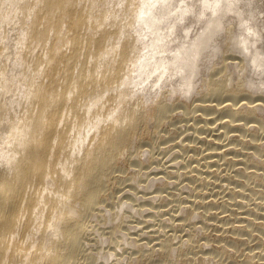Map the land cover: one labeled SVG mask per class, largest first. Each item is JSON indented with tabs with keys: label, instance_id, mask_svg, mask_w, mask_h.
Here are the masks:
<instances>
[{
	"label": "bare ground",
	"instance_id": "bare-ground-1",
	"mask_svg": "<svg viewBox=\"0 0 264 264\" xmlns=\"http://www.w3.org/2000/svg\"><path fill=\"white\" fill-rule=\"evenodd\" d=\"M221 58L225 66L220 62V68H225L226 76L221 71V82L212 77L217 81L210 78V85L207 71ZM204 86L214 94L230 91L227 99H233L217 104L219 98L210 104H220L221 111L228 114L212 108L219 112L217 119L220 114L222 130L217 125V136H213L215 131L213 137L206 134V143L211 144L203 142L209 147L207 156L230 160L225 157L230 135L237 136L235 130L253 126L261 130L263 138L257 139L262 141L250 139L243 131L244 139L256 140V149L262 147L264 124L257 122L258 113H264V0H0V264H212L214 254L228 255L230 245L240 252L242 243L246 245L244 258L229 253L231 264H264V190L253 198L247 199V194L243 198L249 179L259 180V184L251 181L255 186L264 180L259 171L264 154L254 161L247 157L249 152L241 150L248 158L240 159L245 164L242 172L238 164L235 174H227L234 183L224 184L232 200L223 196L222 202L240 208L229 206L230 213L221 214L226 206H221V211L217 206L224 202L209 196L216 194L218 187L215 192L206 190L208 194L203 191L209 184L218 186L217 175L210 177L214 165L220 163L216 156L208 163L219 162L212 169H205L206 154L207 160L201 163L205 168L187 162L188 166L179 165L189 168L184 187L196 184L193 196L189 193L184 199L182 195L174 197L176 189L168 188L180 173V169L175 172L170 168L175 162L162 164L161 170L152 171L154 176L139 171L133 177L124 176V162L139 166L143 154L154 150L153 146L151 151L144 149L142 140L151 138L148 125L156 119L158 126L163 118L160 113L171 102L168 98L177 93L189 98ZM248 89L259 95H251ZM200 99H195V110L207 107V96ZM202 109L198 111L207 115L208 109ZM210 111L207 120L210 113L216 115ZM205 124L204 130L214 129V123ZM222 135L228 137L226 149L214 150L222 149ZM239 137L241 142L234 140L243 143ZM133 156L138 159L132 161ZM239 174L245 179L236 177ZM137 176L141 190L129 186L134 192L138 189L136 198L127 192L122 198L118 185ZM158 180L161 184L152 189ZM169 195L180 201L175 203L176 212L168 207L171 201L158 202L157 198ZM214 205L220 212L211 210ZM138 215L149 216L151 221L159 216L160 222L154 219L159 225L155 228L156 224L145 217L138 219ZM199 216L202 220L195 221ZM106 226L111 229L105 231ZM152 226L154 229L149 228ZM223 257L227 262V256Z\"/></svg>",
	"mask_w": 264,
	"mask_h": 264
},
{
	"label": "rangeland",
	"instance_id": "rangeland-1",
	"mask_svg": "<svg viewBox=\"0 0 264 264\" xmlns=\"http://www.w3.org/2000/svg\"><path fill=\"white\" fill-rule=\"evenodd\" d=\"M221 59H222V58H221ZM221 59H220V60L218 59V60L216 61V62L218 63V65H216V67L213 68L212 66H214V63H212L211 67L209 68L210 71H209V70L207 71V75H208V76H207V75H206V76H207V79L210 81V85H211L212 77H213V79H217V80H218V78H219V80H220V79L223 78V75L226 76V75H225V71H226L225 68H220V67L222 66V65H220L221 63L223 64L222 67L225 66V65H224L225 62L223 63L224 60H223V59L221 60ZM229 60H230V59H229ZM220 62H221V63H220ZM218 66H219V68H217ZM212 68H213V69H212ZM222 69H224V70H222ZM218 71H219V73H218ZM221 71H223V72H222L223 75H221V73H220ZM228 73H229V72H228ZM210 74H211V75H210ZM220 76H221V78H220ZM210 78H211V80H210ZM217 80H214V81H217ZM219 80H218V81H219ZM212 81H213V80H212ZM214 81H213V82H214ZM233 81H234V80H233ZM220 82H221V80H220ZM231 82H232V81H231ZM217 83H218V82H217ZM232 83H234V82H232ZM235 83H236V82H235ZM235 83H234V84H235ZM200 84H201V82L199 83V85H200ZM234 84H233V85L231 84V85H229V86H231V87L233 88V87L235 86ZM231 87H229V88H231ZM232 88H231V89H232ZM219 90H220V89H219ZM219 90H217V91H219ZM223 90H224V89H223ZM249 90H250V91H249ZM207 91H208V95L206 94ZM210 91H211V90H210ZM210 91H209V89H208L207 86H204V87H200L199 92H197V93H196L195 95H193V96H190L189 98H187L185 95H183V94H181V93H177L174 97H170V98H168V100H170L171 102L168 101L170 104L168 103L167 107L165 106V108L163 109L164 111H162V112L160 113V115H162L161 118H162V117H163V118L161 119V121H160V123L158 124V126H157L156 121H155L156 119L152 120V121H151L152 123L150 122V123H151L150 126L148 125V129H149L150 131H152V133H153L152 136H151V138H148V139L142 140L143 143L145 144V145L143 144V148H144V149H148L149 151H151V148L149 149V147H150V146H153V147H154V148L152 147V148L154 149L152 152L154 153V156H155L156 158L153 156V153L151 152V153H148V154H147V153H146V154H143V157H141V160H143V158H144V161H141V165H139V166H138V165H135V164H132V165L130 166V164H128L127 162H124V161H123L125 167H127V171H126V174H125L124 176H126V177H130V176H132V177H133L134 175H136V173H138V171H139V172H142L143 174L149 172L150 175H153V176H154V173H153V172H157L158 169L161 170V169H162L161 166L164 167V165H162V164H165V165H166V164H168V165H169V164H170V165L173 164V165H174V162H175V165H174L173 167L171 166L170 168H173L175 172H177V171L180 169V170H179L180 173H179V175H176V173H172V175H176V176L174 177V178H175V179H174V180H175V181H174V182H175L174 184L177 183V185H174V184L172 183L171 186L168 187V188H170V190H171L172 188L176 189L175 192H176L177 195H176V196L173 195V196L176 197V198H177V196H178V197L180 198V195H182V196H183V199H184V197L186 198V195H187V194H188V195H189V193L192 194V193H193V190L196 191V189H194V187H193V185H195V188H196V184H195V183H193V184L190 183L191 186L188 187V185H187V186L184 187V185H186V183L189 181V179H187L188 177H187V173H186V171H187L186 169H187L188 167L185 169L183 166H188V165H187V163H188L189 166H191V167H192V166H196V165H200L201 167H204L202 164H204V162L207 160L206 157L204 156V154H206V156H207V155H208L207 153L209 152V151H208V150H209V147H211V144H208L209 142L206 143V141H208V138H209V137H213V136L215 137V135L217 134V131H218V130H219V131L222 130V129H220V128H221V126H220L221 124H220V122H219V121H221V120H220V114H219V116H218V119H219V120H218V119H217V115H218L219 112H218V111L215 112V111L218 110V109L221 111V109L219 108V105H220V104H219V105H217V104H218L219 101L221 102L222 100H223V103H224V102H227V100H228V102H232V101H233V99H232V101H230L231 99H227V97H229V94H228V93H230V91L228 92V91L224 90L225 93H223L224 91L221 92V90H220V92H218V93L215 91V94H214V91H211V92H213V95H212V93H211ZM227 92H228V93H227ZM247 92L250 93L251 95H252V93H253V95L257 93V92H252L251 89H248ZM251 92H252V93H251ZM226 93H227V94H226ZM202 94H203V96H202ZM205 94H206V96H207V99L210 98L211 101H210V100L207 101V99H206V100L204 101V103H206V104H204V103H203V104H204L205 106H207V107H211V108H210L211 111H210L209 108H207V107H204L205 109H202V107H201V108L196 107V109H197V108H198V109L195 110L194 105H193L194 102L196 101L195 99L197 98V101H196V102H199L198 99H200V98H206ZM153 95L156 96L157 94L153 93ZM177 95H182V96H181V98H177ZM199 95H200V96H199ZM209 95H210V96H209ZM211 95H212V96H211ZM227 95H228V96H227ZM238 95H241V97H240L241 100L244 99V98L242 99L243 94H238ZM257 95H259V93H257L256 96H257ZM197 96L200 97V98H198ZM254 96H255V95H254ZM182 97H183V98H182ZM184 97H185L186 99H185ZM193 97H194V98H193ZM219 98H221V100L216 101V99H219ZM225 98L227 99L226 101H225ZM163 99H165V98H163ZM212 99H213V100H212ZM214 99H215V100H214ZM236 99H237V98H236ZM238 99H239V96H238ZM185 100H186L187 103L185 102ZM193 100H194V101H193ZM200 100H201V99H200ZM203 100H204V99H202L200 102H203ZM165 101H167V100L165 99ZM212 101H216L217 104L214 102L215 105H214V106H210V104H212V103H211ZM237 101H240V100H237ZM188 102H190V103H188ZM191 102H192V103H191ZM208 102H209V106H208V104H207ZM154 103H155V102H153V104H154ZM221 103H222V102H221ZM151 104H152V103H151ZM186 104H188V105H186ZM169 105H170V106H169ZM189 105H190V106H189ZM217 106H218V107H217ZM216 107H217V108H216ZM166 108H167V109H166ZM188 108L191 109V111H193V110L197 111L196 113H199V114H198V115H199L198 117H200V118H198V117H197V114L195 115L194 112H193V114H192V113L190 112V110H188ZM193 108H194V109H193ZM212 108H213V110H215V111L212 112ZM200 109H202V110H204V111H205L206 109H208V111H206V114H207V112H208V114H209V111L212 112L213 114L216 113V115H214V116H213L211 113H210V115H211V119L214 118V117H215V118H214L215 120L217 119V121H218V122L216 121L217 124H216L215 122H213V121H215L214 119H212L213 121H212V123H210V122H211V121H209V120H211V119H210V115H209V120H207L208 117H205V116H208V114H207V115L203 114V111H202V110H201L202 112L200 113V112H199ZM198 110H199V111H198ZM166 111H167V112H166ZM223 111H225V113H224ZM221 112H223L224 114H228V113H226L227 110H222ZM221 112H220V113H221ZM162 113H163V114H162ZM165 113H166V115H165ZM169 113H171V114H169ZM204 113H205V112H204ZM223 113H222V115H223V117L225 118L226 116H224ZM202 114H203V116H202ZM258 114H259V115H258V119H259V117H260V119H259V120H260V121H259L260 123L257 122V124H258V125H260V124L263 125L264 122H262V121L264 120V119H263V118H264V117H263V116H264V113H263V114H262V113H258ZM163 115H164V116H163ZM191 115H193V116L191 117L192 119L189 117V116H191ZM200 115H201L202 117H201ZM212 116H213V117H212ZM261 116H262V117H261ZM187 117H188V118H187ZM164 118H166V119H164ZM185 118H186L188 121H187ZM193 118H195V120H194ZM197 118H198L199 120H198ZM201 118H202V119H201ZM205 118H207V119H205ZM189 119H190V120H189ZM200 119H201L202 121H201ZM204 119H205V120H204ZM162 120H164V121H162ZM193 120H194V121H197V122H194V123H193ZM154 121H155V122H154ZM191 121H192V122H191ZM203 121H204L205 123L208 122L209 124H213V123H214V129L209 128V129H207V130H204V128H202L203 125L205 124V123H203ZM206 121H207V122H206ZM153 122H154V123H153ZM161 122H163V123L161 124ZM198 122H199V125H197ZM184 123H185V124H184ZM187 123H188V124H187ZM189 123H190V124H189ZM152 124H155V125L153 126ZM183 124L185 125V127H184ZM194 124H195L196 126H195ZM201 124H202V125H201ZM209 124H208V126H209ZM160 125H162V126H160ZM187 125H188L189 127H190V126H191V127L188 128ZM217 125H218V130H216L217 128L215 129V127H217ZM261 125H260V126H261ZM159 126H160V127H159ZM193 126H194V127H193ZM197 126H200L201 128H197ZM205 126L207 127V124H205L204 127H205ZM241 126L244 127V125H241ZM153 127H154V128L157 127V128H156L157 130H156V129H153ZM219 127H220V128H219ZM243 127H241V128L243 129ZM253 128H254V129H253ZM193 129H194V130H193ZM205 129H206V128H205ZM153 130H154V131H153ZM155 130H156V131H155ZM186 130H187V131H186ZM200 130H201L202 132H201ZM203 130H204V131H203ZM210 130H211V131H210ZM212 130H213V132H212ZM248 130H249V129H248ZM248 130H247V129H246V130H245V129H244V130H235V133L238 132V133H237V134H238V135H237L238 137L235 136V135H233V134H232L233 136L230 135V137H229V142H228V137H227V140H226V137H224V135L220 136V139H221V137H222L221 140L219 139V141L221 142V144L219 143L220 145H222V142H223V145L226 143L225 145H226V147H227V142H228V146H229V147H231V146H233V145L235 144L233 147L235 148V146H238V147H236L237 149H236V148L233 149L232 147H231L232 149L229 148V147L226 149L225 145H224V146H223V145L220 146V148H222V149H219V148H218V149H217V148L214 149V150H219V151H220V150H224V149H226V150H227V151L225 150L226 153L228 152L229 149L232 150V151L229 150L228 155L225 154V153H223V154H225V157H227V158H228V156H229V158H230V157L232 158V156H235V155H233V153H235V151L238 150V151L235 153V154H236V156H235L236 158L233 157L232 159L230 158V160H228V159H226V158H225V159H224V158H221V160H223V162L225 161V162L223 163L222 161L218 160L221 156H220V155H217V156L215 155V156L217 157V160L220 161V163H219L218 161H215V162H213V163H211V164H208L209 162H212L213 159H216V157L213 156L214 158H213V157L211 158V157L209 156V157H210V158H209V157L207 156V158H208L209 160H207L208 162L206 161V163H207L210 167H208V165L205 163V167H206V168L204 167L205 169H207V168L212 169V168H213V164H215V163H219V164H216V165L219 166V167H215L216 165H214L213 172H212L213 174L211 173V176H210V174H209L208 176H210V177H214V173H215L217 176L214 177V180H217V182H219V183L221 182V181H219L220 179L223 180L222 183H221V184H223L222 187L220 186L221 184H219V183H218V186H215V185H217V184H215V183H213L214 185L209 184L210 187H211L212 189H213V188L215 189L216 187H218L217 189H219L218 192H217L216 194L214 193L213 195H212V194L210 195V193H209V196H210V197H211V196H212V197L214 196L215 199H217V201H218V199H220V200H221V203L224 202L223 205H218V206H217L218 209H219L220 211L223 210V208H225V206H226L225 209L227 210V211H226V210L224 209L223 211L220 212V211L217 209V207H215V205H214V206H211V208H212V207L214 208V210H213V208L211 209L213 212H214V211H217V212H220L221 214H223L224 212L230 213L231 211L228 209L229 206H231V207H232V206H234V207L236 206L235 208L238 207V209H240L238 205H229V206H228V205H225L226 202L224 201V199H223V202H222V198H223V196H224L225 200L228 198V196H229L228 201L232 200V198L230 197V195H231L232 193H231V194H229V193L227 194L228 186H227V184H226V185H224V184L227 182L229 186H234V183H232L231 181H229V180L227 179V174L229 173V171H230L229 174H235V173L237 172V171H235L236 167H240V166H241V167H240V171L242 172L243 169L241 170V168H243V167L245 166V164H244V162H241V163H240V159H243V158L246 159L247 157H249V158L251 157V159L254 158V161H255V160H257L256 158H260V157H261L260 153H261V154H264V149H261V148H263L264 144H262V147H261V145H260V147L257 148V149H256L255 146L253 145V142H257L256 140H259L260 138H261V139L263 138L262 135L260 134V133H261V130L259 131V129H258V128H255L254 126L250 128L251 131H250V130L248 131ZM193 131H194V132L197 131V133H193ZM198 131H199V132H198ZM207 131H208V132H207ZM214 131H215V134L213 135ZM219 131H218V132H219ZM240 131H241V132H240ZM243 131H245L246 133H243ZM204 132H205V135H202V134H204ZM249 132H250V133H254V134H255V133L257 134V133L259 132V133L257 134L258 137H256V136H257L256 134H255V135L253 134L254 136H253L252 134L249 135V134H250ZM159 133H160L162 136H161ZM186 133H187L188 135H190V136H188V135L186 136ZM199 133H200V135H199ZM208 133H211V134H210L211 136H210ZM242 133L245 134L247 137L249 136L250 139H256V140H253V141L250 142V139H249V138H248V139H244L245 136H244ZM247 133H248V134H247ZM158 134H159V135H158ZM194 134H195V135H194ZM206 134H208L209 137H206V136H208V135H206ZM239 134H240V135H239ZM153 135H154L155 137H157V139H155V137H154ZM156 135H157V136H156ZM201 135H202L203 138H205V139L200 138ZM212 135H213V136H212ZM260 135H261V137L259 138ZM196 136H198V137H196ZM204 136H205V137H204ZM216 136H217V135H216ZM239 136L242 137V139H243L242 142H243V143H244V140L246 141L244 144H243V143H240L241 140H239V138H240ZM263 136H264V135H263ZM191 137H192V140L190 139ZM194 137H195V138H194ZM251 137H252V138H251ZM197 138H199L200 140H198ZM231 138H233V140L237 138L236 140H239L240 142L238 141V142H239V143H238L236 140H234L235 142L233 143V142H232L233 140H232ZM245 138H246V137H245ZM257 138H259V139H257ZM179 139H182V140L184 139V140H186V142H185V141L183 142L182 140L180 141ZM189 139H190L191 141H190ZM195 139H197V140L195 141ZM201 139H202L203 141H202ZM223 139H224V141H223ZM240 139H241V138H240ZM155 140H156V141H155ZM175 140H176V141H175ZM187 140H189L190 143L194 141L193 143H194L196 146H195L194 144H190V143H189V144H190V145H189V144L187 143ZM153 141H154V143H153ZM178 141H179V142H178ZM189 141H188V142H189ZM198 141H199V143H198ZM230 141H231V142H230ZM247 141H248V142H247ZM259 141H262V140H259ZM150 142H152V143H150ZM182 142L185 143L186 146H185ZM203 142H204V144H208L209 147L207 148L208 145L205 146V145L203 144ZM224 142H225V143H224ZM263 142H264V140H263ZM148 143H150V144L148 145ZM176 143H177L178 145H177V146H174ZM201 143H202V144H201ZM236 143H238V144H236ZM246 143H247V145H246ZM179 144H180L181 148L179 147ZM182 144H183V146H182ZM198 144H199V145H198ZM200 144H201V145H200ZM219 144H218V147H219ZM229 144H231V146H230ZM239 144H240L241 146H240ZM242 144H243V145H242ZM248 144H249V145H248ZM251 144H252V145H251ZM172 145H173V146H172ZM188 145H189V146H188ZM202 145L205 147L206 150L203 149L204 147H203V148L201 147ZM144 146H145V147H144ZM146 146H148V147H146ZM187 146H188V148H187ZM193 146H194V147H193ZM239 146H240V147H239ZM243 146H246L247 148H248V146H249L250 149L248 148V150H247V148H244ZM253 146H254V147H253ZM162 147H163V148H162ZM171 147H172V148H171ZM173 147H174V148H173ZM189 147L191 148V150H190ZM199 147H200V148H199ZM215 147H217L216 144H215ZM256 147H257V146H256ZM196 148H197V150H196ZM201 148H202V149H201ZM238 148H240V151H239ZM180 149H181V151H180ZM193 149H194L195 151H194ZM207 149H208V150H207ZM243 149H245L244 151H246V154H247V152H249V154L247 155V157H245L244 155H242V152L245 153L244 151H241V150H243ZM252 149H255V150H253V151H255V152H254V155H255V156H253V151H251L252 154H251V152L249 151V150H252ZM258 149L260 150V152H259V151L256 152V150H258ZM202 150H204V151H203L202 153H200ZM233 150H235V151H233ZM262 150H263V152H262ZM197 151H199V152H197ZM207 151H208V152H207ZM210 151H211V149H210ZM225 151H223V152H225ZM195 152H196L197 154H196ZM232 152H233V153H232ZM238 152H240V153H238ZM194 153H195L196 155H195ZM199 153H200V154H199ZM256 153H257V154H256ZM258 153H259V154H258ZM177 154H178V157L176 156ZM230 154H231V155H230ZM239 154H241V155H239ZM246 154H245V155H246ZM250 154H251V155H250ZM133 155H136V154L133 153ZM145 155H147V156H145ZM148 155H149V158H148ZM150 155H152V157H150ZM160 155H162V156L159 157ZM163 155H164V156H163ZM171 155H172V156H171ZM191 155H192V156H191ZM202 155L204 156L203 158H202ZM209 155H212V154H209ZM237 155H238V157H237ZM257 155H258V157H257ZM166 156H167V157H166ZM175 156L177 157L176 159H175ZM197 156H198L201 160H199V158H198ZM263 156H264V155H262V157L260 158L261 160H260V159H258V160L262 161V158H264ZM171 157H173V158H171ZM240 157H241V158H240ZM242 157H243V158H242ZM139 158H140V157H139ZM154 158H155V159H154ZM158 158H160V163H159L160 165L157 164V162H158V160H159ZM163 158H164V162L162 161ZM166 158H167L168 160H167ZM170 158H171L172 160H171ZM197 158H198V160H197ZM238 158H239V160H238ZM137 159H138V157L136 158L135 156H133V158H132L131 160H132V161H134V160L136 161ZM147 159H148V160L150 159L149 162H148ZM177 159L180 160V162H179ZM187 159H188V160L190 159L189 162H192V163H189ZM193 159H195V160H193ZM202 159H203V161H202ZM204 159H206V160H204ZM211 159H212V160H211ZM233 159L237 160V161H234V162L236 163V165H234L235 163L232 162ZM247 159H248V158H247ZM153 160H155V161H153ZM165 160H166V161H165ZM170 160H171V161H170ZM258 160H257V161H258ZM152 161H153L154 163H153ZM161 161H162V163H161ZM172 161H173V162H172ZM195 161L197 162V164L195 163ZM198 161H200V164H199ZM227 161H228V163H227ZM229 161H230V162H229ZM252 161H253V160H252ZM254 161H253V162H254ZM182 162L184 163V165L182 164ZM185 162H187V163H185ZM202 162H203V163H202ZM231 162L233 163V166H231V168L228 167V168H229V169H228V168H227V164H229V166H230V165H232ZM237 162H238V163H237ZM147 163H148L150 166H148ZM176 163H177V164H176ZM194 163H195V164H194ZM201 163H202V164H201ZM221 163L224 164V165H222ZM230 163H231V164H230ZM242 163H243V164H242ZM254 163H255V162H254ZM142 164H143V165H142ZM152 164H154V165H152ZM185 164H186V165H185ZM190 164H191V165H190ZM225 164H226V167H225ZM238 164H240V166H239ZM179 165H183V166H179ZM140 166H143V167H140ZM157 166L160 167V168H158ZM178 166H179V167H178ZM211 166H212V167H211ZM234 166H236V167H234ZM262 166H263V165H262ZM262 166H261V168L259 169V171L261 172V175H263V178H264V172H263V171H264V170H263L264 166H263V167H262ZM128 167H129V169H128ZM135 167H136V168H135ZM139 167H140L141 169L143 168L144 170H143V169H142V171H141V169L139 170ZM145 167H146V168H145ZM147 167H148V168H147ZM174 167H176V168H174ZM177 167H178V168H177ZM182 167H183V168H182ZM223 167H225L226 169L224 168V169L222 170ZM232 167H234V169H233ZM216 168L219 170V172H218V170H217ZM136 169H137V170H136ZM147 169H148L149 171H148ZM155 169H156V170H155ZM188 169H189V168H188ZM214 169H216V172H217V173L214 171ZM225 170H226V172H227V171H228V172L226 173ZM262 170H263V171H262ZM143 171H144V172H143ZM150 171H151V172H150ZM152 171H153V172H152ZM179 171H178V172H179ZM183 171H184L186 174H184ZM234 171H235V172H234ZM220 172H221L222 174H220ZM224 172H225V174H224ZM241 172H240V173H241ZM262 172H263V173H262ZM152 173H153V174H152ZM218 174H220L221 176L223 175V176H222V177H219L220 175H218ZM185 176H186L187 178H186ZM218 177H219V178H218ZM224 177H226V178H224ZM236 177H240V178L243 179L244 176H241V174H239V175H237ZM138 178H139V176H137V178H136L137 180H136V179H135V180L133 179V180L129 181V180H130V179H129L128 181H125V184H126V185H125L124 183H123V185H120V184L118 183V182H119V181H118V182H117V183L119 184L118 186L121 187V188H120L121 190H120V192H119L118 194H120V196H121L122 198H123V196H124V198H126V195H128V194H126V192H127V193H129V195L132 194L133 198H136L137 195H136L135 193L138 191V189H137V190L135 189L136 192H134V189H132V188L130 189L129 186H130V184H131V185L134 186V187L136 186L135 188H139V189L141 190V187H140V185L138 184V183H139ZM215 178H217V179H215ZM172 179H173V178H172ZM211 179H212V178H211ZM224 179H225V180H224ZM244 179H245V177H244ZM254 180H255V181H254ZM158 181H159V183H158ZM158 181H157V183H155V184L152 185V186H154V187L151 186L152 189H155V188H156V185L161 184L160 180H158ZM249 181H250L249 184H251V185L248 184V185L246 186V187H247V190H246V188H245V191H244V193H243V194H244L243 198H245V199H246V196H247V195H249V196L247 197V199H250V196L253 198L254 195L256 196V193H257V196H258V194L260 195L259 191H260V190H264V187H260L261 185L264 186V180H263V181L260 180V181H261V182H260V185H256V186L259 187L258 190L256 189L257 187H256L255 185H253V184H254V183H257L256 181H258V184H259V180L256 179V178H255V179L252 178V179H249ZM251 181L254 182V183H252ZM126 182H127V183H126ZM128 182H130V183H128ZM178 182L181 183L179 187H178V184H179ZM229 182H231V183H229ZM136 184H137V185H136ZM231 184H232V185H231ZM124 185H125V186H124ZM143 185H144V184H143ZM181 185H182V186H181ZM209 185H208V188H206L205 190H203L204 192L207 193L206 190H210V191H208V192H211V191L215 192V191H217L216 189H215V190H214V189L211 190L210 187H209ZM252 185H253V186H252ZM176 186H177L178 188H180L181 191H180V190H177V187H176ZM212 186H213V187H212ZM226 186H227V188H225ZM126 187H127V188H126ZM183 187H184V190H182ZM192 187H193V188H192ZM220 187H221V189H220ZM248 187H250L251 190L249 189V191H248ZM255 187H256V188H255ZM114 188H115V186L112 187V189H114ZM200 188H202V187L200 186ZM174 189H172V190H174ZM190 189H192V190H190ZM252 189H253V190H252ZM130 190H131V191H130ZM132 191H133V192H132ZM179 191L181 192V194H180ZM182 191H183V192H182ZM203 191H202V189H201V193H202ZM225 191H226V192H225ZM257 191H258V192H257ZM122 192L124 193V195H123ZM178 192H179V193H178ZM221 192H224V193H223L224 195H222ZM249 192H252V193L254 192V193H253V194H251V193L249 194ZM121 193H122V194H121ZM183 193H185V195H183ZM199 193H200V192H199ZM206 193H204V194L206 195ZM219 193H220V194H219ZM195 194H196V193L194 192V195H195ZM204 194H203V195L200 194V195H202V197H204V196H205ZM207 194H208V193H207ZM246 194H247V195H246ZM164 195H167V194L164 193ZM216 195H219L220 198H218V196H216ZM221 195H222V197H221ZM252 195H253V196H252ZM132 196H131V197H132ZM171 196H172V195H169V196H168L169 198H168L167 196H165V198H164V196H162L164 199H163L162 197H161L160 199L157 198V199L159 200V201H158V200H157V201H158V202H161V203H163V202H164V203H165V202H168V203H169V201H171V202L169 203L170 206H168V207H169V208L171 207V208H170V211H171V212H172V211H173V212H176V211H174L175 208L177 207V205H175V203H179L180 201H177L176 198H175V200L173 201L172 199H174V197H173V196L171 197ZM192 196H193V194H192ZM195 196H196V195H195ZM233 196H234V195H233ZM255 196H254V197H255ZM170 197H171V198H170ZM197 197H198V196H197ZM179 198H178V199H179ZM198 198L201 199V196L198 197ZM230 198H231V199H230ZM238 198H241V197L239 196ZM137 199H138V198H137ZM139 199H142V198H139ZM139 199H138V202H140V201L143 200V199H142V200H139ZM169 199H170V200H169ZM163 200H164V201H163ZM220 200H219V201H220ZM172 201H173V202H172ZM176 201H177V202H176ZM215 201H216V200H215ZM219 201H218V202H219ZM134 202H136V201L134 200ZM113 203H116V202L113 201ZM173 203H174L175 206L173 205ZM251 205H252V204H251ZM251 205H248L247 207H249V206H251ZM172 206H173V208H174V207H175V208L173 209ZM221 206L223 207L222 209H220ZM227 206H228V207H227ZM126 208L130 209L131 213L133 212V209H132V208H129V207H126ZM241 209H243V207H241ZM228 211H229V212H228ZM147 212H148V211H147ZM142 215H143V214H142ZM165 216H169V215L167 214V215H165ZM141 217H142V218L145 217L146 219H147V218H148V219L151 218V217H149V216L146 217V216H141V215L139 216V215H138V219L141 218ZM154 217H156V218H153V217H152V221L149 219L147 222H148V223H151V222H152V225H153V223H154V225L156 224L154 227L157 228V226L159 225V223H157L156 221L159 219V216H154ZM199 217H200V216H199ZM199 217H196V218H195V221H197V220L201 221L202 218H201V217L199 218ZM127 218L129 219L130 217H127ZM154 219L156 220L155 222H154ZM196 219H197V220H196ZM210 220L212 221V220H214V219L210 218ZM158 222H160V221L158 220ZM157 224H158V225H157ZM227 226H229L228 223H227ZM154 227L152 226V227H149V228H150V229H152V228L154 229ZM109 228H110L109 226H106V227H105V231H108V230L111 229V228H110V229H109ZM211 228H212V227H211ZM255 228H256V226H255ZM256 231H257V232H260V230H258V229H256ZM263 231H264V230H263ZM199 232H200V231H199ZM242 244L245 245L244 243H242ZM210 245H211L212 247H214V243H211ZM243 245H242V247L240 248V249H242L240 252H239V250H238L236 247H233V246L230 245L229 247H231V248L233 247V248H232V249L229 248V251H228V253H227L228 255H226V254L223 255V256H225V257H223L222 255H221V256H217V257H215V254H214V261H213L212 264H221V263H223V262H225V263H223V264H228V263L231 264V261L229 260V259H230L229 255L231 254V256H232L234 253H235V254L237 253L236 256L240 255V256L242 257V258H241L240 256H238L239 259H243V258H244V253H243V252L246 251V248L244 249V247H246V245H245V246H243ZM211 246L208 245L206 249L210 250L209 248H212ZM235 248H236L237 250H236ZM230 251H231V252H230ZM242 251H243V252H242ZM229 253H230V254H229ZM241 254H242V255H241ZM226 256H227V262H226V260L222 259V257H223V258H226ZM218 257H221V259L218 258ZM228 257H229V258H228ZM218 259H219V260H218ZM215 260H216V261H215ZM221 260H222V261H221ZM228 260H229V262H228ZM217 261H221V262L219 263V262H217ZM232 264H233V263H232Z\"/></svg>",
	"mask_w": 264,
	"mask_h": 264
}]
</instances>
